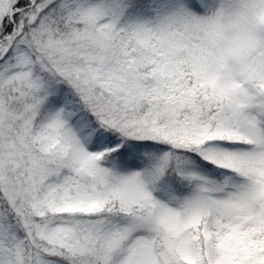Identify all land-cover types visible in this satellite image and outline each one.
Segmentation results:
<instances>
[{
	"label": "snow or ice",
	"instance_id": "1",
	"mask_svg": "<svg viewBox=\"0 0 264 264\" xmlns=\"http://www.w3.org/2000/svg\"><path fill=\"white\" fill-rule=\"evenodd\" d=\"M0 264H264V0H0Z\"/></svg>",
	"mask_w": 264,
	"mask_h": 264
}]
</instances>
